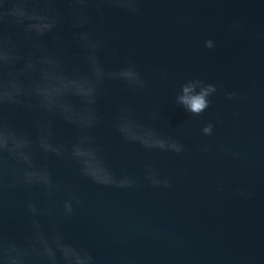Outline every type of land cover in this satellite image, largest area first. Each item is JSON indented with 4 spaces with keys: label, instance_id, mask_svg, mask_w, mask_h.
Here are the masks:
<instances>
[{
    "label": "water",
    "instance_id": "1",
    "mask_svg": "<svg viewBox=\"0 0 264 264\" xmlns=\"http://www.w3.org/2000/svg\"><path fill=\"white\" fill-rule=\"evenodd\" d=\"M143 8L142 15L112 8L102 18L92 15L107 43L99 53L104 65H135L147 87L106 80L95 105L100 120L91 130L59 116L52 122L54 142L70 150L82 134H91L112 172L137 184H97L81 175L70 151L57 157L36 148L37 163L46 165L64 189L52 202L55 215L39 218L102 264L123 256L134 257L136 264H264V0H144ZM70 23L66 10L58 29L66 58L85 68ZM208 38L215 41L212 49L204 47ZM45 40L51 48V35ZM193 78L218 85L210 106L198 116L176 103L181 85ZM228 91L241 98L229 100ZM122 108L134 120L177 138L185 151L126 140L114 126ZM4 116L32 139L39 135L34 118H44L20 105L6 107ZM208 123L214 125L211 136L202 134ZM205 145L210 151L202 150ZM226 146L239 155L225 151ZM147 166L170 179L171 186H154ZM221 181L223 191L218 190ZM239 188L252 195L234 194ZM70 192L82 203L65 216L63 201ZM30 200L41 207L49 203L39 186L12 189L0 201V228L17 239L31 230Z\"/></svg>",
    "mask_w": 264,
    "mask_h": 264
},
{
    "label": "clouds",
    "instance_id": "2",
    "mask_svg": "<svg viewBox=\"0 0 264 264\" xmlns=\"http://www.w3.org/2000/svg\"><path fill=\"white\" fill-rule=\"evenodd\" d=\"M143 3L144 0H0V201L12 189L37 186L44 189L49 201L47 207L28 201L31 230L23 239L0 228V264H102L101 258L92 251L69 242L55 225L46 228L39 218L55 215L52 202L55 194L64 189L53 179L46 165L37 163L35 149L57 157H64L70 151L71 158L80 165L81 175L97 184L119 188L136 186L132 177L118 178L112 172L92 144L95 138L91 134H82L70 150L54 142L52 122L59 116L81 130H91L100 120L95 105L106 80H122L138 90L147 87V81L135 65L119 68L104 65L99 53L107 48V43L97 34L92 15L94 12L102 18L108 8L142 15L145 11ZM66 10L70 15V28L75 29L72 39L82 50L85 68H81L79 62L70 64L66 58L68 50L63 47V38L58 31L65 23ZM49 35L53 41L51 48L45 40ZM204 47L214 48L215 41L208 38ZM112 54H118V50L113 48ZM161 72L162 78L166 79V71ZM217 90L215 83L200 78L189 79L181 85L176 103L198 116L210 106V97ZM241 95L235 91L226 92L229 100H237ZM9 105H20L44 115L43 119L40 116L34 118L39 133L35 139L13 126L4 116ZM151 115L155 118V114ZM115 120L114 126L126 140L177 154L185 151V145L177 138L134 120L128 109L122 108ZM213 132L212 123L202 128L203 135L211 136ZM202 150L210 151V146L205 145ZM225 151L239 155L227 146ZM147 176L154 186H171L170 179L160 178L152 166H147ZM218 190L223 191V181ZM234 194L252 195L243 188ZM81 203L80 197L70 192L69 198L63 201L64 215H73L75 205ZM111 264H136V260L123 256Z\"/></svg>",
    "mask_w": 264,
    "mask_h": 264
}]
</instances>
